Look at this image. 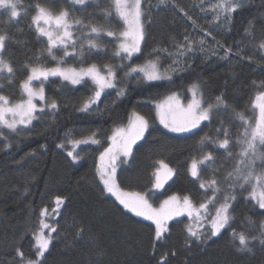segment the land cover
Returning <instances> with one entry per match:
<instances>
[{
    "label": "trees",
    "instance_id": "obj_1",
    "mask_svg": "<svg viewBox=\"0 0 264 264\" xmlns=\"http://www.w3.org/2000/svg\"><path fill=\"white\" fill-rule=\"evenodd\" d=\"M217 1L141 0L143 46L123 67L118 64L121 56L108 54L115 48L117 52L119 44L106 35L107 28L124 26L112 0H85L83 5L74 0H19L18 17L1 11L0 34L9 38L4 59L13 73L1 78L0 89L19 92L20 80L32 66L60 61L58 50L53 48L49 54L46 38L32 24L37 4L55 13L67 10L77 34H86L99 45L94 49L86 45L87 51L72 48L84 62L116 59L117 85L95 101L90 79L73 84L50 77L44 83L43 108L29 125L15 130L0 126V264L38 259L35 237L41 209L47 208L51 216L57 196L64 203L59 215L45 218L57 231L51 233L52 242L39 258L41 264H264V209L250 197L254 181L246 184L235 178L238 166L245 175L249 170L253 175L264 174V159L250 155L239 164L238 141L243 139L245 125L236 115L243 114L252 125L258 117L253 104L256 95L264 92V49L259 47L264 41V0H241L230 15L217 14ZM90 26L101 29V34H88ZM188 47L189 52L182 54ZM148 61L159 62L168 72L173 68V76L147 81L139 70L129 71L131 64ZM192 84L199 85L206 104H215L222 95L227 108L214 110L210 120L192 132H170L157 119L155 103L171 93L186 96ZM90 101L89 108L82 110ZM53 102L56 109L50 107ZM134 111L146 116L149 131L133 146L130 157L120 161L119 184L152 199L177 193L197 207L208 205L199 219L182 216L169 221L168 231L159 240L152 223L106 192L97 172L99 150L109 144L118 126L129 123ZM89 135L99 143L73 144ZM226 138L228 148L219 147ZM209 153L213 160L198 164L199 176L193 177L192 160L200 161ZM257 153L264 154V146L257 144ZM74 154H78L75 160ZM248 160L254 161L251 168ZM161 161L173 171L162 189L155 187L158 174L161 179ZM212 179L215 187L209 186ZM225 197H235L228 201L233 219L230 226L212 235L211 220ZM189 227L200 237L190 236ZM233 230L250 238L247 249H241ZM18 251L24 253L23 260Z\"/></svg>",
    "mask_w": 264,
    "mask_h": 264
},
{
    "label": "snow or ice",
    "instance_id": "obj_2",
    "mask_svg": "<svg viewBox=\"0 0 264 264\" xmlns=\"http://www.w3.org/2000/svg\"><path fill=\"white\" fill-rule=\"evenodd\" d=\"M77 5L85 4V0H74ZM19 0H0V9H6L9 11L10 18H16L20 15L18 9ZM112 6L115 10L116 15L121 17L127 25V30L117 35L115 32L107 31L108 37H115L120 40L118 45V51L115 53L117 56H121L123 53L129 59H131L134 53L140 51V43L144 39L143 24L141 23V17L143 15L141 0H112ZM240 7L234 0H220L218 8L223 11L226 15H230ZM36 15L33 16L32 24L35 26L37 34L41 37H45L47 41V51L49 54L52 53L53 48H63L65 56H71L75 53H70L67 49L71 46L76 47V41L73 39V33L69 30L72 24L69 22V13L67 10H61L54 13L50 9L37 4L35 7ZM77 23H80L77 21ZM43 25V26H41ZM91 33L99 36L101 29L96 26H90ZM9 38L6 35L0 34V53H3L5 49L6 41ZM89 49L98 48L94 40L88 41ZM261 49H264V41L259 45ZM231 50H226L225 56ZM55 58V57H53ZM123 58V57H122ZM59 63H62L60 61ZM55 68H44V67H31L30 75L21 84L24 93L27 96L26 100H22L18 103L11 104L8 97L0 95V126L6 127L11 130H15L18 125H28L34 118V113L37 111V105L33 102L36 99L40 101L45 100L44 88L41 85L40 88L35 89L32 87L34 80L44 81L49 77H62L66 81H70L73 84L80 83L84 78H90L97 87L94 95L98 100L101 93L105 88L115 87L113 81L115 80V73L112 68L105 66L107 75L103 74L97 65L92 64L87 68H61L59 66ZM143 72L144 77L148 81L160 80L165 77L159 72L157 65L154 61H148L143 67L137 66L132 67L131 72L137 71ZM7 71L12 74L13 68L11 64L5 61L0 55V72ZM121 95L123 92L120 93ZM196 93L193 92V99L188 103L187 107H184L179 98L173 94L169 96L166 101L159 105L160 108V121L165 127L171 128L176 132L188 131L190 128L197 127L201 121L210 120L211 113L220 107L227 108V104L223 99V96H217L215 98V104L209 103L207 107H204L202 101L195 98ZM89 103L84 105V109L87 110L90 106ZM50 107L56 109L57 105L53 102ZM253 107L258 109V117L256 118L255 124H250L241 113H237L238 119L245 125L244 132L242 133L243 139L238 141L241 144V160L239 164H244V159L250 155L255 158L264 159V154L257 153V144L264 146V92H260L256 95ZM133 119L130 121L127 129L118 128L110 137L112 143L105 149L100 155V160L103 162L105 157L109 158V166H105L102 163L101 166V179L108 192L113 193L117 196L120 203L130 211L136 213L138 216H144L148 220H152L155 223V239L159 240L164 233L168 231L167 221L172 219L173 216H180L184 212H187L189 216H195L197 219L200 218V211L207 212L208 205L200 204L197 209H193V206L189 199L185 197L181 203L180 199L176 196L169 197L165 200L158 209L153 208L148 203L146 197L138 192H124L120 190L119 186L115 182V160L119 154L124 156L131 155L132 145L140 140L145 132L148 130L149 124L144 117L139 114H133ZM227 136V132H224ZM207 139V138H205ZM205 139L201 140V143L205 142ZM84 141H73V144L87 143ZM93 143H99V141L92 139ZM229 146V140L226 138L219 142V147L227 149ZM72 155V153H69ZM72 158L75 160L77 156L73 155ZM213 160L212 154L209 153L203 157L202 160H192L191 163V175L193 177L199 176L198 164H203L205 161ZM253 160H248L247 167L251 168ZM163 168L167 169L166 179L171 178L172 170L167 168V165L160 162ZM229 175H232L231 173ZM236 179H242L246 184L252 183V191L250 197L257 201L259 207L264 209V174L253 175V172L249 170L247 174H243L240 171L239 166L236 169ZM216 180L212 179L209 181V186L215 187ZM156 188L162 187V183L157 175ZM201 187H205L202 183ZM213 200L215 197L212 198ZM235 197H225V202L215 209V215L211 220V234L217 235L221 229L226 226H230V221L233 217L230 215L231 204L229 200H234ZM211 202V201H210ZM56 207L52 209V215L49 216V210L47 208L41 209L42 219L39 222V232L36 234V249L37 257L36 261L27 260L25 264H41L40 257H43L45 252L48 250L49 245L52 242L51 233L57 231L56 227L45 222V218H53L59 215V208L64 203L62 197H55L54 201ZM262 233H264V224L261 225ZM45 229L48 230V234L45 235ZM190 236L200 237V233L194 231L192 227L188 228ZM232 236L234 239L239 241L241 249H247L249 244V237L243 232H236L233 230ZM17 255L23 260L24 253L21 251L17 252Z\"/></svg>",
    "mask_w": 264,
    "mask_h": 264
},
{
    "label": "rangeland",
    "instance_id": "obj_3",
    "mask_svg": "<svg viewBox=\"0 0 264 264\" xmlns=\"http://www.w3.org/2000/svg\"><path fill=\"white\" fill-rule=\"evenodd\" d=\"M234 2L235 3H238V4H240L241 3V0H234ZM220 3V0H218L217 2H216V7H217V9H219L218 8V4ZM141 7H142V2H141ZM3 10H6V9H0V16H1V11H3ZM221 12H223V11H221L220 9L219 10H217V14L218 15H220V13ZM55 13V12H54ZM123 21V24H124V26L123 27H121V28H118V27H114L113 29L112 28H107V30L106 31H108V30H110V29H112L113 31L112 32H115L117 35H119V33H121V32H124V31H126L127 30V25H126V23L124 22V20H122ZM70 22V21H69ZM71 24H72V27L69 29L72 33H73V39L76 41V48L79 50V51H87L88 50V47L86 46V45H88V41H89V38H87L86 37V34L84 35V34H82V35H78L77 34V30H76V28L73 26V23H72V21L70 22ZM141 23L143 24V15H142V17H141ZM41 26H43V25H41ZM87 32H88V34L91 32L89 29L87 30ZM143 32H144V24H143ZM145 35V34H144ZM77 36V37H76ZM118 40V39H117ZM144 40V39H143ZM143 40L141 41V43H140V49H141V47L143 46L142 45V42H143ZM117 43L119 44L120 43V40H118L117 41ZM117 44V45H118ZM71 47V46H70ZM68 48L67 49V51L68 52H70V53H72V47L71 48ZM76 48H74V49H76ZM57 50H58V52L60 53V56H59V59H60V61H62V63H59V66L61 67V68H76V69H81V68H87V67H89L90 65H92V64H95V65H97V67L98 68H100V70H101V72L103 73V74H105V75H107V71H106V69H105V66L107 65V66H109V67H111L112 68V70H113V72L115 73V80L113 81V83H114V85H115V87H116V85H117V82H116V77H117V67L115 66V63H116V59L114 60V59H112V60H110V59H107V60H105V61H103V62H101V63H99V62H91V63H87V62H84V58H83V56L81 57V58H79L78 56H76V54H74V55H71V56H65L64 55V49L63 48H60V47H57L56 48ZM73 49V50H74ZM115 49H117V48H115ZM115 49H113V53H108V54H110L113 58H115L117 55H115V53H116V50ZM189 47L188 48H185V49H183L182 50V54H187L188 52H189ZM118 51V50H117ZM135 54H137V53H134L133 55H132V57H131V59H129L127 56H125L123 53H121V57H123L122 58V60H118L117 62H118V64H119V67H123V65L124 64H126V63H128L130 60H132V58L134 57V55ZM0 55H2V57H3V59H4V55H5V51H3V53H0ZM119 57V56H118ZM74 59H76V61H74ZM5 60V59H4ZM59 61V62H60ZM155 63H156V65H157V68H158V70H159V72L161 73V75L162 76H164L165 78L164 79H170V77L171 76H173V74L172 73H174V70H173V68H171L172 70H170V72H168L167 70H165L163 67H162V65H160V63L159 62H156V61H154ZM147 63H145V64H140V65H135V64H131V66H130V68H129V71H130V69L132 68V67H137V66H140V67H143V66H145ZM58 66V63L57 64H52V65H48V66H46V65H41V66H32V67H44V68H55V67H57ZM118 66V65H117ZM6 73H7V71H2V72H0V80H1V78L2 77H4L5 75H6ZM143 73V72H142ZM28 75H30V70H29V72L24 76V77H22L21 78V80H20V82H21V84H22V82L24 81V80H26L27 79V77H28ZM143 75H144V73H143ZM50 78V77H49ZM62 78V77H61ZM63 79V78H62ZM84 79H90V78H84ZM84 79L82 80V81H84ZM164 79H160V80H164ZM91 80V79H90ZM81 81V82H82ZM148 81V80H147ZM154 81H159V80H154ZM91 82L93 83V85H94V87H95V89L97 90V87H96V85L94 84V82L91 80ZM44 83H45V80L44 81H39V80H34L33 82H32V87L33 88H35V89H38V88H40L41 87V85L43 86V88H44ZM21 84H20V87L18 88V90H19V92H16V91H14V88H11L10 87V89L8 90V91H4V90H2V89H0V95H3V96H6V97H8V99H9V101H10V103L11 104H15V103H18V102H20V101H22V100H26L27 99V96H26V94L24 93V91H23V89H22V87H21ZM109 89H111V88H105L104 89V91L101 93V95H100V97L102 96V94L103 93H105L107 90H109ZM95 90V91H96ZM193 92H195L196 93V96H195V98L196 99H199V100H201L202 101V104H203V106L204 107H207V105L208 104H206L205 102H204V100H203V95H201V93H200V88H199V85H197V84H192L191 85V87L188 89V91H187V93H186V96H184L183 94H178V93H171L170 95H168L166 98H163V99H160V101H157L156 103H155V108H156V110H157V119H159V122L161 123V121H160V115H159V113H160V108L158 107L159 105H161V104H163L165 101H166V99L169 97V96H172L173 94H175L178 98H179V100H180V102H181V104L184 106V107H187V105H188V103L194 98L193 97ZM44 94H45V92H44ZM99 97V98H100ZM93 100H95V101H97V99L95 98V95L93 96ZM36 105H37V110H41L42 108H43V104H44V101H40L39 99H36V100H34L33 101ZM139 114L140 116H142V117H144V119L145 120H147L148 121V119L146 118V116L142 113V112H138V111H134L133 112V114ZM133 114L131 115V117H130V119H129V123L127 124V125H125V126H118V128H124V129H127L128 127H129V124H130V121L134 118L133 117ZM259 114V113H258ZM36 116V113H34V117ZM34 119V118H33ZM33 119H32V121H33ZM207 121V120H206ZM205 121H201L200 122V124L197 126V127H195V128H190L188 131H183V132H176V131H173L171 128H169V127H165V125L163 124V126L165 127V129H167V130H169L170 132H174V133H176V134H184V133H189V132H192L193 130H196L197 128H200L202 125H203V123H204ZM148 124H149V121H148ZM29 125V124H28ZM18 126H23V125H18ZM17 126V127H18ZM118 128H116V129H118ZM149 128V127H148ZM116 129L114 130V132L116 131ZM148 131L149 130H147L146 132H145V134H144V136L142 137V138H144L145 136H146V134L148 133ZM95 136L94 135H89L87 138H84V140L86 139L88 142L89 141H92V139H95L94 138ZM141 138V139H142ZM139 140H137L136 142H138ZM111 143H112V141L110 140V142H109V144H106V145H104L100 150H99V152H98V157H97V162H96V164H97V172H98V175L100 174V177H101V171H100V169H101V166H102V163H103V165H105V166H109V158L108 157H105V160L103 161V162H101V160H100V155H101V153H103L104 151H105V149L106 148H108L110 145H111ZM136 144V143H135ZM133 146H134V144L132 145V149L131 150H133ZM70 152H72V150H69ZM75 155V154H74ZM75 156H78V154L77 155H75ZM128 157H130V155L129 156H124L123 154H119L118 156H117V158H116V160H115V174H114V178H115V182H116V184L119 186V188H120V190H122V191H124V192H138V191H135V190H127V189H124L123 188V186L121 185V184H119V179H118V167H119V164H120V161L121 160H123V159H126V158H128ZM168 168V167H167ZM168 169H170V168H168ZM159 172L161 173V183H162V187H160V189H162L163 187H164V185L167 183V181L170 179V178H168V179H166L165 177H166V173H167V169H165V168H160L159 169ZM162 174H163V176H162ZM172 175H173V171H172ZM172 175H171V177H172ZM101 181H102V184L104 185V183H103V180L101 179ZM105 186V185H104ZM105 189H106V187H105ZM106 192L109 194V195H113L116 199H117V196L115 195V194H113V193H110V192H108L107 191V189H106ZM138 193H141V194H143L145 197H146V199L148 200V203L149 204H151L152 205V207L153 208H156V209H158L159 207H160V205L165 201V200H168L169 199V197H172V196H176V197H178L179 199H180V201H181V203L183 202V198L180 196V195H178L177 193H169V194H167V195H164V196H159V195H156L155 197H154V199H152L151 198V196L149 195V194H147V193H145V192H138ZM117 201L120 203V201H119V199H117ZM121 204V203H120ZM191 204H192V206H193V209H197L198 207L197 206H195L192 202H191ZM122 205V204H121ZM129 210V209H128ZM132 212V211H131ZM132 213H134V212H132ZM135 215H136V213H134ZM182 216H189L188 215V213L187 212H184L182 215H180V216H173L172 217V219H176V218H178V217H182ZM139 217H141L142 219H146L147 221H149L150 223H152L154 226H155V223H154V221H152V220H148L146 217H144V216H139ZM172 219H170V220H168L167 221V227H168V223H169V221H171Z\"/></svg>",
    "mask_w": 264,
    "mask_h": 264
},
{
    "label": "crops",
    "instance_id": "obj_4",
    "mask_svg": "<svg viewBox=\"0 0 264 264\" xmlns=\"http://www.w3.org/2000/svg\"><path fill=\"white\" fill-rule=\"evenodd\" d=\"M137 143V142H136ZM135 145V144H134ZM132 151V150H131Z\"/></svg>",
    "mask_w": 264,
    "mask_h": 264
}]
</instances>
